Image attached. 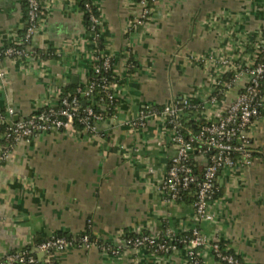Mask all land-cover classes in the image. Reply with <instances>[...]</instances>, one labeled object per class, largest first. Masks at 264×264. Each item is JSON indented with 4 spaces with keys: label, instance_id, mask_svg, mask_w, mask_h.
Listing matches in <instances>:
<instances>
[{
    "label": "crops",
    "instance_id": "crops-1",
    "mask_svg": "<svg viewBox=\"0 0 264 264\" xmlns=\"http://www.w3.org/2000/svg\"><path fill=\"white\" fill-rule=\"evenodd\" d=\"M39 2L33 56L0 63V110L13 107L17 121L56 104L61 89L89 81L96 51L112 60L116 105L102 106L96 136L37 132L0 159V260L25 250L44 259L37 245L45 239L62 233L79 240L88 233L90 248L75 242L56 250L57 264H191L185 247L158 253L126 243L140 233L179 235L199 227L209 264H223L212 252L215 242L245 264H264V114L248 130L252 164L220 173L209 221H198L191 203L161 192L177 146L159 117L140 119L145 107L158 110L185 98L205 106L199 114L219 119L249 79L245 73L212 105L219 58L244 67L258 60L264 0H157L145 24L137 23L138 0ZM87 4L99 18L101 49L86 25ZM26 23L23 0H0V47L19 44ZM118 246L119 255L106 249Z\"/></svg>",
    "mask_w": 264,
    "mask_h": 264
},
{
    "label": "built area",
    "instance_id": "built-area-1",
    "mask_svg": "<svg viewBox=\"0 0 264 264\" xmlns=\"http://www.w3.org/2000/svg\"><path fill=\"white\" fill-rule=\"evenodd\" d=\"M157 0H138L142 8L141 15L137 20L139 24H145L152 12L151 3ZM28 7V22L20 43H26L25 47L15 45L0 47V63L2 58H24L27 59L34 54L32 40L38 32L42 21V7L39 0H26ZM90 7L89 4L86 5ZM93 28L98 26L99 18L91 15ZM94 30V29H93ZM96 40L100 33L94 30ZM97 52V51H96ZM95 52L93 62L99 63L95 66V72L108 69L112 64L110 56L98 55ZM214 61V60H213ZM221 73L217 77L216 87L221 83L225 74L232 73L230 80L225 83V92L233 88L235 83L246 73L249 79L245 87L233 102L227 107L225 113L219 119H213L211 115L199 114L205 110L202 104H195L185 98L172 101L161 109L145 107L141 111L140 119L150 115L159 117L171 129V140L177 146V152L171 159L167 175L161 182L160 190L170 200H179L180 192L195 185V200L193 208L198 221H209L213 218L210 207L214 200L217 189V180L222 171L237 167L249 166L253 161V151L248 130L254 118L259 114V107L264 104V95L259 94V86L264 80V62H255L250 66H240L228 57L219 58ZM4 72L0 70V78ZM112 83L107 76L100 81H88L84 87H79L76 92H65L60 90V96L56 104H46L39 113H33L21 120H13L16 111L9 107L7 111L0 110V123H7L6 133L3 139L6 143L1 144L0 159H6L21 140H28L37 132L51 130H62L66 132H78L75 129V120H79L86 126L88 134L98 135L97 122L104 118V113L94 109V91L97 87L104 90H112ZM82 98L92 100V105L87 106L79 115ZM108 98L112 102L116 97L109 92ZM208 101L213 105L219 103L216 96L211 95ZM198 113H193L192 111ZM205 119L207 124L201 126L199 132L194 131L188 122L192 120ZM135 123V122H134ZM199 144V147L195 146ZM196 150L210 152V157H205L202 163L203 170L198 172L193 165V156ZM180 235V234H179ZM179 235L169 231L164 236L140 233L127 240V246L133 249L146 248L154 252H169L176 250L177 245L172 241L184 244L186 255L191 264H209L204 260L202 251L208 245V239L199 227L192 228L190 238H177ZM80 244L90 248L91 239L88 234L79 240H70L66 237L52 236L37 245V250L45 255L44 259L28 250L14 251L7 254L0 264H52L50 251L52 249L63 250L73 244ZM215 258L227 264H245L234 254L224 253L219 242L211 244ZM113 254L119 255L123 247H107ZM201 249V251H199ZM199 254L201 259L195 256ZM44 260V261H43Z\"/></svg>",
    "mask_w": 264,
    "mask_h": 264
},
{
    "label": "trees",
    "instance_id": "trees-1",
    "mask_svg": "<svg viewBox=\"0 0 264 264\" xmlns=\"http://www.w3.org/2000/svg\"><path fill=\"white\" fill-rule=\"evenodd\" d=\"M23 4L26 7V18H27L28 17V7H27L26 0H23ZM152 4H154V3H151V6H152ZM85 9H86V13H85L86 25L88 26L89 29H91V30L94 29V30H97L98 31V26H96L95 28H93V25L94 24H93V22L91 20V15H95L96 16V14H97L95 8H92L91 6L89 8H86V5H85ZM27 22H28V19H27ZM26 27H27V23H26L24 32L26 30ZM24 32H23V34H24ZM26 45H27L26 43H19V44H16L15 46H17V47H25ZM8 46H10V45H8ZM102 47H103V45L101 43V38H100L99 43H98V48L101 49ZM256 62H264V49L261 52V54L259 55L258 60ZM97 64H99V63H95V64L92 63V67L90 68V79H89V81H96V82H98V81H100V79L103 76H107L109 78V80L111 82H113L114 78H113L112 66H110V68H108V69H104L103 68V69H101V71L99 73H97V72H95V66ZM231 76H232V73L225 74L222 77L221 83L216 87L215 91L212 93L213 96H216L218 102H221L224 99V96L227 93V92H225V83L230 80V77ZM84 86H85V84H83V83L82 84H79L76 87L75 86H70V87H68V88L65 89V92L74 93V92H76V90L79 87H84ZM258 88H259V94L263 96L264 95V80H262V82H261V84H260V86ZM109 92H113V90H111V89L110 90H104L101 87H97L95 89V91H94V98H93V101H94V109L97 112L104 113V116H105V112L102 109V106L103 105L107 106L109 110L114 109L115 108V105H116V98L112 102L108 98ZM84 100L86 101V104H83V101ZM90 105H92V100H90L88 98H85V99L82 98L81 105H80L79 115H81V113L83 112V110L87 106H90ZM39 111H37L36 113H39ZM262 114H264V104H261L260 105V107H259V114L254 118V120L257 119ZM204 124H207V121L205 119L192 120V121H190V122L187 123V125L190 126L196 132H199V130L201 129V126L204 125ZM74 125H75L76 131L83 132V133H89L88 130L86 129V126L84 124H82L79 120L76 119ZM6 127H7V123L6 124L5 123H0V143L1 144L6 143L5 140L3 139V134L6 133ZM195 146L198 149L199 144H195ZM252 151H253V149H252ZM208 156L210 157V152L209 153L207 152V154H206V153L201 152L199 150H196L195 151L194 156H193L194 158H193L192 163H193V165L195 166V168H196V170L198 172H201L203 170V167H202V164L200 163V161L197 160V158H199V157H208ZM216 189H217V191L214 194V200H216V198L221 194V193H219L218 185L216 186ZM194 194H195V185L193 184L188 189L181 190V192H180V199L179 200L180 201H186L187 203L193 204V202L195 200ZM85 234H88V233L82 234L80 236V238L83 235H85ZM164 235L165 234H162L161 236H164ZM191 235H192V229L189 232L180 234L177 238H180V239L185 238V237L190 238ZM55 236L66 237L67 239L74 240V239L70 238L71 236H66V235H64L62 233L56 234ZM89 237H90V235H89ZM90 239H91V237H90ZM76 240H78V239H76ZM172 243H174L175 245H177V248L184 247V244L178 242L177 240L174 241V242L172 241ZM219 244H220L221 249L224 251V253L226 252V253L234 254V252L232 250L228 249L227 246L223 242H219ZM199 251H201V249ZM54 252H55V249H52L50 251V254L52 255V257H51V263L52 264H57L55 257H53V253ZM159 253H163V252H159ZM234 255L241 262H243L239 258V256H237L236 254H234ZM195 257L197 259H201V257L199 256V254H196ZM216 259H218V258H216ZM218 260L220 261V259H218ZM222 263L223 264H227L225 262H222Z\"/></svg>",
    "mask_w": 264,
    "mask_h": 264
},
{
    "label": "water",
    "instance_id": "water-1",
    "mask_svg": "<svg viewBox=\"0 0 264 264\" xmlns=\"http://www.w3.org/2000/svg\"><path fill=\"white\" fill-rule=\"evenodd\" d=\"M83 104H86V101H85V100L83 101ZM40 255L42 256V255H43V253H40Z\"/></svg>",
    "mask_w": 264,
    "mask_h": 264
},
{
    "label": "rangeland",
    "instance_id": "rangeland-1",
    "mask_svg": "<svg viewBox=\"0 0 264 264\" xmlns=\"http://www.w3.org/2000/svg\"><path fill=\"white\" fill-rule=\"evenodd\" d=\"M86 83H87V82H86ZM86 83H85V84H86Z\"/></svg>",
    "mask_w": 264,
    "mask_h": 264
}]
</instances>
